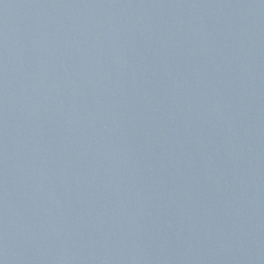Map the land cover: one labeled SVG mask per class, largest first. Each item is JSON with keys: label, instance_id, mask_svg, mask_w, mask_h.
<instances>
[{"label": "water", "instance_id": "obj_1", "mask_svg": "<svg viewBox=\"0 0 264 264\" xmlns=\"http://www.w3.org/2000/svg\"><path fill=\"white\" fill-rule=\"evenodd\" d=\"M0 264H264V0H0Z\"/></svg>", "mask_w": 264, "mask_h": 264}]
</instances>
